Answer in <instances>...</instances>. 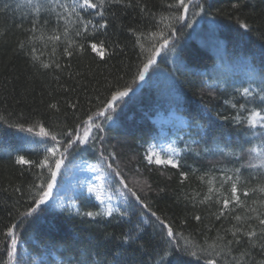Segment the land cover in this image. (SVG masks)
I'll return each mask as SVG.
<instances>
[{"label":"trees","instance_id":"trees-1","mask_svg":"<svg viewBox=\"0 0 264 264\" xmlns=\"http://www.w3.org/2000/svg\"><path fill=\"white\" fill-rule=\"evenodd\" d=\"M32 1L0 0V264H160L156 250L169 240L168 251L180 244L197 256L177 249L168 264H264L262 129L245 122L260 108L234 91L258 92L264 85V0H194L180 22L173 19L178 10L167 7L176 0H106L102 9L75 12L59 0H49L55 11ZM99 23L106 27L94 30ZM161 31L170 35L169 45L140 83L137 73ZM125 84L133 91L109 110L111 118L98 115ZM171 112L185 119L190 137L178 167L145 158L159 133L157 117ZM37 122L64 143L66 130L89 131L91 142L69 150L62 173L79 161L97 164L107 188L124 196L115 212L85 216L100 205L83 193L75 211L45 203L24 215L36 207L48 173L16 165L15 157L42 160L52 141L9 125L23 123L35 133ZM101 152L114 153L109 163L119 166L155 217L126 199L121 177L111 174ZM13 224L17 252L9 259Z\"/></svg>","mask_w":264,"mask_h":264},{"label":"snow or ice","instance_id":"snow-or-ice-1","mask_svg":"<svg viewBox=\"0 0 264 264\" xmlns=\"http://www.w3.org/2000/svg\"><path fill=\"white\" fill-rule=\"evenodd\" d=\"M106 0H99V4L93 3L92 0H82V3H74L72 6V11H76V9H82V8H88V9H102L103 5L105 4ZM113 3H120L121 0H112ZM193 4V0H176L175 3L173 4H168V8H175L178 10V13L174 15L173 19H175L177 22L183 21L187 19V14L189 11V5ZM130 6V5H129ZM203 11V9H200ZM0 11H3L0 9ZM98 15L101 17L103 16V11H98ZM194 22V21H193ZM88 23H91L89 21ZM93 29L97 28H105L106 23H99L98 25H93ZM184 27H191V23L185 24ZM244 27H247L245 24ZM168 29L170 32L174 33L176 31V28L172 26L171 24L168 25ZM84 31H87V25H85ZM78 35L81 33H77ZM153 35H157V33H153ZM161 42L157 44H153L152 48V54L147 58L146 62L143 64V69L138 71L137 73V79L143 81L145 79V74L148 72L149 68L155 64V57L160 54V51L162 49H165L169 45L170 41V35H166L165 32L161 31L158 33ZM23 47V45H21ZM91 49L93 51L97 50V44L92 43L91 44ZM102 55V53H101ZM44 68H48V64L43 65ZM56 67H59V65H56ZM133 83H135V80H133ZM133 89L131 86L125 84L122 86V88H116L114 91L111 92L110 97L106 98L104 101V107L101 108L99 111L98 115H105L107 112L108 115L105 116L106 119L111 118V111H114V104L118 101H122L124 97L129 96V93L132 92ZM243 96L245 97H250L251 101L254 104H258L260 110L257 111L256 108H252L251 115L245 117V122L251 127V128H256L259 127L262 129V131L258 134L259 139L261 140V144L264 145V85H262L259 89V91H255L250 88H244L243 89ZM51 108L55 109L56 104H51ZM235 107V105H233ZM111 110V111H109ZM91 120L92 118L89 117ZM237 121H239V117H237ZM39 124V122H37ZM9 127L12 128H17L20 132H26L29 134H34L36 136H42V137H50L52 143L51 146L46 149V154L44 155L42 160L36 161V160H30L26 159L25 155H16L15 157V164L16 165H29L34 168L38 169H44L48 173V178L47 180L41 185V187L37 191V197L38 201L36 203V207L31 209V212H26L24 213L25 216L31 215V213H34L37 211V209L40 207V205H43L46 203V201L52 196L53 193V188L56 186L57 183V176L61 174V170L65 165V159L67 155L69 154V150L72 149L74 146L79 147L78 141L83 142V143H90V135L89 131H85L83 136H81L78 133H75L72 130H66L62 133V135L66 139V143L63 141L59 140L57 138V134L52 133L49 131L48 128L44 127L42 124H39V131L35 132L33 131V127H25L23 123H17V124H10ZM97 132H99L100 128L97 126ZM75 137V138H73ZM64 144L63 150H61V144ZM114 156V153H109L108 156H104L103 152H101V159L103 163L107 166L108 169L111 170V174L114 177H121V173L119 170V166L113 167L112 163H109V159ZM155 157V159H154ZM146 160L148 162H154L156 164H172L173 166H179L176 164V162L173 160V158L169 157L167 159H162L160 158L156 153L152 154H146ZM43 172L39 174L40 179H43ZM185 177L187 176L186 173L182 174ZM118 183L121 184L122 188L126 190V199L128 197L134 198L135 202H138L144 209H146L149 213H151L152 216H156L157 214L149 208L148 204H146L143 200H141V196L138 194L137 190L135 187H129L127 182H124L123 178L121 177L118 181ZM94 189L89 188V191H93ZM261 191H264V188L260 189ZM237 192V188L235 185L232 187V193L235 194ZM247 194V193H245ZM236 199L238 200L239 197L237 196ZM228 205V201H224V206L225 208ZM101 213L100 212H93V211H87L84 213L85 216L87 217H93V216H99ZM107 215L112 214V209L108 208L106 210ZM197 220L200 219V217H196ZM260 224L264 225V219L260 220ZM161 225L163 228L166 229V233L168 237L174 238V233H173V228L171 226L164 225L163 222H161ZM16 228V225L13 224L11 228L8 229L7 235L11 237V247L10 250L7 251V256L9 259L14 258L16 252H17V238L13 234V229ZM249 236H255L256 233L255 231H251L248 233ZM171 241H166L164 245L161 246L160 249L156 250V255L160 257V264H168V261L171 259V256L176 254L177 249H179V252L181 255H190L192 257L197 256V252L195 251H188L184 246L177 244L173 246L171 251H168L166 245L170 244ZM167 253V255H165ZM153 264H155V259L153 260ZM205 264H216V261L214 259H208L206 260Z\"/></svg>","mask_w":264,"mask_h":264},{"label":"rangeland","instance_id":"rangeland-1","mask_svg":"<svg viewBox=\"0 0 264 264\" xmlns=\"http://www.w3.org/2000/svg\"><path fill=\"white\" fill-rule=\"evenodd\" d=\"M36 1L33 0L32 2ZM60 1L65 6L70 5L71 7L74 3H82V0ZM43 2L51 11H55L53 8L58 7L56 2H50L49 0H43ZM61 9L67 10V8L62 7ZM234 91L239 92L241 95L243 93V90H240L237 86ZM156 122L159 126V133L147 146L146 154L156 153L162 159L171 157L178 164L182 147L188 144L190 140L189 130L186 126L187 122L174 112L158 116ZM154 159L152 163H155ZM59 179L60 181L57 180L56 186L53 188L52 196L47 200L56 209L75 211L78 205L76 196L84 193L100 205V209L94 212H100L101 214L95 217H108L106 210L111 208L113 213L124 201L123 195L118 196L107 188L105 172L95 163L79 161L74 167L62 173ZM89 188L94 190L89 191Z\"/></svg>","mask_w":264,"mask_h":264},{"label":"water","instance_id":"water-1","mask_svg":"<svg viewBox=\"0 0 264 264\" xmlns=\"http://www.w3.org/2000/svg\"><path fill=\"white\" fill-rule=\"evenodd\" d=\"M194 1V0H193Z\"/></svg>","mask_w":264,"mask_h":264}]
</instances>
